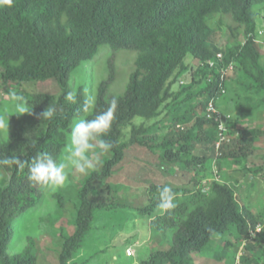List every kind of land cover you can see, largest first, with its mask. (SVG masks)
<instances>
[{
  "label": "trees",
  "instance_id": "1",
  "mask_svg": "<svg viewBox=\"0 0 264 264\" xmlns=\"http://www.w3.org/2000/svg\"><path fill=\"white\" fill-rule=\"evenodd\" d=\"M215 15L235 24L220 45L221 36L209 26ZM260 26L264 0H0V90L22 97L19 104L30 111L1 115L0 159L23 153L31 160L46 151L62 160L71 126L117 100L104 137L116 146L101 158L102 168L81 181L68 215L61 212L65 196L48 197L28 180L27 167L0 166V264H45L28 223L48 200L56 211L43 223L50 221L61 239L53 251L56 264H115L116 236L137 220L150 222V238L162 247L142 253L137 246L140 254L126 256L127 264H231L229 257L245 243L241 263L264 264L258 243H264V228L252 235L262 221L257 207L264 210V149H256L264 142ZM122 52L136 54L134 69L124 92L114 95ZM220 53V65L234 64L223 78L209 65ZM99 65L105 78L93 72ZM50 82L57 85L54 92L27 89ZM68 92L75 102L65 99ZM212 101L223 116L231 115L222 137L217 113L209 112ZM49 106L55 116L43 120ZM133 148L157 156L171 175L188 177L172 187L179 193L174 209L161 214L157 207L165 184H152L142 195L109 183ZM246 176L252 195L239 197ZM20 236L26 244L15 253Z\"/></svg>",
  "mask_w": 264,
  "mask_h": 264
},
{
  "label": "rangeland",
  "instance_id": "2",
  "mask_svg": "<svg viewBox=\"0 0 264 264\" xmlns=\"http://www.w3.org/2000/svg\"><path fill=\"white\" fill-rule=\"evenodd\" d=\"M259 24L262 26V22L260 21ZM209 26L212 28V30L215 31L216 36H221L218 42V45L223 44V41L228 39L229 35V29L230 27H235V24L230 16L226 15H215L211 21H209ZM259 27V34L263 35L262 42H260V46L262 48V52L264 54V27ZM220 34V35H219ZM224 34V35H223ZM242 39H246L245 36H243ZM243 40V41H244ZM259 44V43H258ZM136 54L128 53V52H122L118 58H117V78L115 84L112 86L111 93L114 95H120L124 92L126 84L128 83L129 76L132 73L134 69V62H135ZM190 57H187L186 63H190L191 60ZM100 68V69H99ZM99 70V71H98ZM97 71L99 72L100 78H105L107 75L104 72V68L99 65V67H94L93 72L96 75ZM92 72V73H93ZM75 79L80 83L81 76L76 75ZM183 83V82H182ZM0 84H1V71H0ZM57 88V85L55 82H50L48 84H37L32 88H28V90H34V91H48V92H54ZM180 88V85H177L175 87V90H178ZM16 95L13 93L5 92L3 90H0V119L1 115H4L5 112L17 109V104L19 103L18 100L15 99ZM225 108V106H223ZM18 110V109H17ZM163 118V117H162ZM142 121H138L140 123ZM167 122V120H165ZM4 123V122H3ZM5 125V123H4ZM6 127V125H5ZM5 127H0V130H5ZM129 131V129H127ZM127 131V132H128ZM3 137L6 139V134H2ZM256 149L260 151V149H264V142H260ZM96 153H100L99 148L96 149ZM128 156L119 167L115 169V175L112 177L111 180H109V183L111 184H118L121 186H124L129 189H137L141 190L142 195H146V192L144 190H147L150 185L156 184V185H169L170 187H180L183 184L188 181V177L186 175H171L170 171L168 170V167L165 165H162L160 163V160L157 156L152 155L151 153L147 152L146 150L140 149V148H133L128 152ZM103 155H106V153L99 154V165L96 169L102 168V157ZM259 156V154L257 153ZM90 158H92L94 161L97 158L96 154H90ZM216 166V165H214ZM215 170L216 167H214ZM69 175L68 180L65 182V184L61 187L56 188L55 190H45V194L50 197L56 194H63L66 199H64L65 202V209L62 210L63 215H68L73 210V202L76 200V194L79 189L81 181L87 177L90 172L87 175L80 174L79 172L75 171L74 168L69 167L67 169ZM216 177L217 176V171ZM249 178L246 176L243 179H241V187L238 190V196L240 195L245 197L248 195H252L253 190H249L247 184L249 182ZM253 185V181H251ZM108 193V192H105ZM121 194H116V197H120ZM139 197V196H138ZM137 198L135 197L134 200ZM138 201V200H137ZM137 203H141L138 201ZM259 211H261V217L260 219L262 221L259 222V228L263 230L264 228V210H260V208L257 207ZM257 210V211H258ZM55 201L50 202L49 200L46 201V205L44 208H42L38 213H36L28 223L29 229H31V233L29 235H32L37 243V249L39 250V253L41 254V261L45 264H56L57 262V256H56V245H60L61 239L59 234H57V231H55V228L53 229L51 227V223H43V220L47 218L48 215H54L55 212ZM256 211V212H257ZM259 220V218H258ZM61 222H59L56 225V228L60 225ZM51 227V228H50ZM151 228H150V222L149 221H143V220H137L135 222H132L126 226V229L119 233V235L116 236L115 242L119 244V248L113 253L115 264H124L128 261L126 258V249L129 247H132L133 251L135 250L136 255L140 254L138 253V247H141V252L148 253V250L151 248H161L162 246L159 244L158 239H151ZM149 241V242H148ZM133 243L132 245L130 244ZM135 242V243H134ZM140 245H139V244ZM261 246V248L264 250V243L258 242ZM26 244L25 237H19L17 242L13 246V251L16 253L24 248ZM147 245L150 247L147 248ZM146 246V247H145ZM58 249V248H57ZM55 251V252H53ZM243 257V250L242 252L238 253L236 256H230L228 259V262L231 264H239V258L240 261ZM118 262V263H117ZM203 264H216L215 262L205 263L201 261ZM127 264V263H125ZM242 264V263H241Z\"/></svg>",
  "mask_w": 264,
  "mask_h": 264
},
{
  "label": "clouds",
  "instance_id": "3",
  "mask_svg": "<svg viewBox=\"0 0 264 264\" xmlns=\"http://www.w3.org/2000/svg\"><path fill=\"white\" fill-rule=\"evenodd\" d=\"M3 3L11 4L12 0H2ZM263 35L259 34L256 42H262ZM221 55V59L218 57ZM217 59L211 61L209 63L210 67H218V74L221 75L223 78L228 72L234 70V64L231 63L229 66L220 65L223 63L224 55L222 53L218 54ZM214 63L211 66V63ZM219 63V64H218ZM222 86V84H221ZM220 92L222 94L226 93L225 89L221 87ZM16 100H22V97H15ZM65 99L67 101L75 102V94L73 92H68L65 95ZM92 98H90L89 102L85 104L84 111L88 112L89 107L91 106ZM117 108V100L115 98L112 99L111 103L108 105L107 109L103 112L98 113L92 119H85L81 118L76 121L71 126L70 131V143L67 148V154L64 156L62 160H57L53 157L52 154L49 152H40L31 160L22 159L21 155L24 156L23 153L19 155H10L0 159V166H12L15 165L19 170L23 171L25 167L28 168V180L33 183L34 186H39L45 190H55L58 187H61L65 184L68 180V171L69 167L75 169V171L79 172L80 174L87 175L90 171H95L98 167L99 161V154L101 153H108L110 152L116 145L104 137L109 133L112 123L115 118V111ZM17 109L19 113L25 114L29 113L30 111L22 106L21 104H17ZM217 109V108H216ZM221 114V112L218 110ZM222 115V114H221ZM55 116V109L52 107H48L43 113L42 117L44 119H52ZM231 115H222L223 119L225 120V126L227 120L230 118ZM0 127H5L3 120L0 119ZM219 135H225V132H221L219 128ZM222 143L219 142L217 147L219 148ZM99 148L100 153H96V149ZM96 154L95 161L90 158V154ZM179 193L173 191V188L170 186L165 185L162 188H158V199L159 203L157 205L158 209L160 210L161 214L168 212L169 210L174 209L176 204V198ZM258 225L255 229V232H252L253 236L261 232V229ZM252 241V240H251ZM246 246L244 244L243 248ZM243 248L240 252H242ZM133 249L129 247L126 249V256L132 257L135 255L128 256L127 250ZM239 252V253H240ZM239 264H241L239 258Z\"/></svg>",
  "mask_w": 264,
  "mask_h": 264
},
{
  "label": "built area",
  "instance_id": "4",
  "mask_svg": "<svg viewBox=\"0 0 264 264\" xmlns=\"http://www.w3.org/2000/svg\"><path fill=\"white\" fill-rule=\"evenodd\" d=\"M218 57L221 59V55H219ZM213 65H214V63L212 62L211 63V66H213ZM209 112H215V113H217L218 118L221 121L220 130H221L222 133L225 132L226 131L225 120L223 119L222 115L218 112V110L215 108L213 101L210 103ZM222 135L223 134H221V136ZM127 255L128 256L134 255V251L132 249H128L127 250Z\"/></svg>",
  "mask_w": 264,
  "mask_h": 264
}]
</instances>
